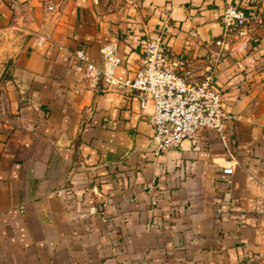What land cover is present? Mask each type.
Segmentation results:
<instances>
[{
	"label": "crops",
	"instance_id": "crops-1",
	"mask_svg": "<svg viewBox=\"0 0 264 264\" xmlns=\"http://www.w3.org/2000/svg\"><path fill=\"white\" fill-rule=\"evenodd\" d=\"M228 3L260 20L220 45ZM158 31L177 73L214 75L223 136L156 152L151 102L70 53L113 41L132 78ZM0 106V264H264V0H0Z\"/></svg>",
	"mask_w": 264,
	"mask_h": 264
},
{
	"label": "built area",
	"instance_id": "built-area-1",
	"mask_svg": "<svg viewBox=\"0 0 264 264\" xmlns=\"http://www.w3.org/2000/svg\"><path fill=\"white\" fill-rule=\"evenodd\" d=\"M220 20L223 34L215 42L226 45L232 36L248 38L253 22L259 21L260 16L228 3L223 7ZM161 38L160 31L147 34L140 64L134 76L126 79L115 75L121 57L113 41L101 46L100 62L90 58L83 47L74 48L70 53L83 65L89 88L131 87L136 90L142 106L151 102L149 121L156 152L178 147L183 139L193 138L201 127L214 129L223 136L227 113L222 107V92L215 84L214 75L208 73L199 81H188L175 71Z\"/></svg>",
	"mask_w": 264,
	"mask_h": 264
},
{
	"label": "rangeland",
	"instance_id": "rangeland-1",
	"mask_svg": "<svg viewBox=\"0 0 264 264\" xmlns=\"http://www.w3.org/2000/svg\"><path fill=\"white\" fill-rule=\"evenodd\" d=\"M2 109H3V107L1 108V106H0V122L2 121V117H3L4 115H6V112H3ZM4 109H5V108H4Z\"/></svg>",
	"mask_w": 264,
	"mask_h": 264
}]
</instances>
